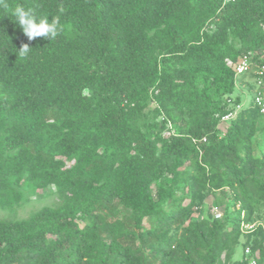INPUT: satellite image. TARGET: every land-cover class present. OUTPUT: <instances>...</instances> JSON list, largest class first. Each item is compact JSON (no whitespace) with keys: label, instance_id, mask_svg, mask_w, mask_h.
Segmentation results:
<instances>
[{"label":"trees","instance_id":"obj_1","mask_svg":"<svg viewBox=\"0 0 264 264\" xmlns=\"http://www.w3.org/2000/svg\"><path fill=\"white\" fill-rule=\"evenodd\" d=\"M5 2L0 210L58 201L0 217V264H264V112L232 99L244 56L264 90V0ZM20 5L60 34L28 40Z\"/></svg>","mask_w":264,"mask_h":264},{"label":"rangeland","instance_id":"obj_2","mask_svg":"<svg viewBox=\"0 0 264 264\" xmlns=\"http://www.w3.org/2000/svg\"><path fill=\"white\" fill-rule=\"evenodd\" d=\"M256 66H252L250 71L245 76H240L238 79L235 92L232 94L234 100L237 96L240 97V105L244 107L249 104L251 98L259 91L253 71ZM233 105V103H232ZM239 109V108H238ZM222 128L224 126L222 125ZM24 200L21 206L17 207L15 211L0 210V217H11L15 219H22L28 217L33 211L40 209L45 205H55L58 201V195L55 188L49 187L46 189H35L26 186L23 189ZM207 209L210 213H214L216 205L215 198L211 195L206 200ZM201 213L196 212L194 215L199 216ZM253 223L255 225L262 224L264 226V203L260 204L259 210L254 216ZM245 238H242L244 242ZM245 257V247L241 244L238 246L234 260H240Z\"/></svg>","mask_w":264,"mask_h":264},{"label":"clouds","instance_id":"obj_3","mask_svg":"<svg viewBox=\"0 0 264 264\" xmlns=\"http://www.w3.org/2000/svg\"><path fill=\"white\" fill-rule=\"evenodd\" d=\"M0 7L8 9L5 0H0ZM7 15L22 29L28 40L36 38L55 39L61 32V24L58 16L41 15L33 8H26L23 5L9 9ZM31 47L24 44L18 51L20 56H28Z\"/></svg>","mask_w":264,"mask_h":264},{"label":"built area","instance_id":"obj_4","mask_svg":"<svg viewBox=\"0 0 264 264\" xmlns=\"http://www.w3.org/2000/svg\"><path fill=\"white\" fill-rule=\"evenodd\" d=\"M251 64L249 61V57L248 56H244L240 62L236 65V71L238 74H242L245 72H248V70L251 68ZM259 75H264V66H262L260 68V70L258 71ZM258 86H260L262 84V77L258 78L257 81ZM255 97V103L256 105L260 108L261 112H264V90L260 89L259 91H257V93L254 95ZM234 116V112H229L228 114H226L223 117V120H228L231 117ZM214 214L216 217H221L222 216V212L220 211V209L218 208V206L214 207ZM254 227V224H245L244 225V229H246L247 231L249 229H252ZM245 255H246V259L249 261V264H257V258L256 256L252 253V249L250 246H247L245 248Z\"/></svg>","mask_w":264,"mask_h":264}]
</instances>
